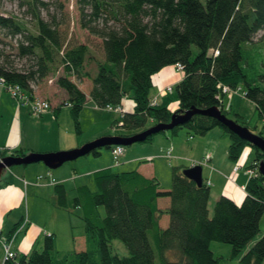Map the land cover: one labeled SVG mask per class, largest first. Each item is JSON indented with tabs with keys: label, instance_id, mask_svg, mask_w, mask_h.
Listing matches in <instances>:
<instances>
[{
	"label": "trees",
	"instance_id": "trees-1",
	"mask_svg": "<svg viewBox=\"0 0 264 264\" xmlns=\"http://www.w3.org/2000/svg\"><path fill=\"white\" fill-rule=\"evenodd\" d=\"M76 5L80 27L100 40L103 58L84 43L68 45L54 18L45 20L35 12L36 30L31 32L15 17L0 15V28L16 37L13 56L23 61L18 66L0 48V78L19 86L32 98L33 85L58 74L55 84L66 94L64 103L70 104L77 135H81L80 112L86 102L78 86L83 80L91 83L89 98L97 107L120 106L124 98L132 101V110L124 111L116 120L124 129L121 136L167 123L174 112L192 107L205 110L216 106L226 115L230 107L224 105L221 86L231 90L242 86L244 97L253 102L258 121L263 124L264 70L253 75L249 72L255 64L254 38L264 28V0H76ZM89 62L93 63L92 69H88ZM177 64L184 73L172 87L178 109L169 111L170 95L151 106L152 76ZM233 120L264 138V125L256 132L248 121ZM215 127L230 138L227 154L232 162H237L247 147L255 153L247 166L255 175L249 178L240 204L220 196L210 216L209 186L205 181L196 185L179 167H173L168 190L161 189L155 178H146L135 170L102 169L93 174L95 191L82 185L68 199L64 185H54L57 208L81 209L83 250H56L54 235L44 234L40 249L32 247L23 254L11 248V258L4 259L0 243V264H220L210 249L212 241L229 244L240 264H261L264 233L251 247L249 243L259 232L264 213V177L257 170L264 154L216 119L199 114L183 126L159 134L175 135L185 128L201 136ZM100 150L91 154L98 156ZM25 154L13 150L9 155ZM3 156L8 155L0 151V158ZM12 180L7 173L0 188ZM161 198L168 199L166 208L158 205ZM163 215L167 216L166 227L160 225ZM8 235L6 239H12L13 234ZM113 239L126 247L128 256L111 252L109 243Z\"/></svg>",
	"mask_w": 264,
	"mask_h": 264
},
{
	"label": "crops",
	"instance_id": "crops-1",
	"mask_svg": "<svg viewBox=\"0 0 264 264\" xmlns=\"http://www.w3.org/2000/svg\"><path fill=\"white\" fill-rule=\"evenodd\" d=\"M183 76V71L177 69L173 65L162 68L152 76L153 87L151 91V98L155 99L157 104H159L165 101V96L170 95V99L167 104L168 109L171 112L177 110L179 103L176 95L172 90L170 92L166 90L167 88H172L175 84L181 81ZM44 80L45 79L33 85V97L30 98L31 100L44 99L49 102L50 109L41 115L33 114L29 103H23L15 100L11 94L0 85V151H5L6 155H9L13 150H22L26 153L58 152L78 148L89 142L87 139H81V136L75 133L73 121L69 111L70 107L69 109L64 108L65 104H63L62 100L63 98L66 99L65 92L59 89L57 85H55V87L50 86L51 82L45 83ZM84 81L87 80L78 82L80 89L81 84ZM86 83L88 84L85 90H81L85 93L86 99L90 101L89 90L91 88V83L89 81ZM60 97L62 99L59 100ZM120 106H122L125 111H131L133 108V103L130 99L124 98ZM95 107L100 108L97 106ZM102 109L105 108L103 107ZM208 133L209 132H207L205 135H201V137L197 139H193V136L189 135V137L186 138V143H184L180 138L169 137L168 132L165 134H156L152 138L151 141L154 142H152L150 146H143L142 148L132 147L128 148L127 150H123L118 164L121 163L120 166H123L124 168H133L128 171L135 170L146 178H155L159 184H162L159 185L161 189L168 190L171 186L170 174L168 172L169 164H164V159L166 158V153L170 151V159H174V167H179L183 170L185 168L195 166L192 165L193 163H196V165H200L202 167V181H205L210 189L208 204L210 203V200L215 202L220 196H226L236 204H240L245 197L244 188L250 178L249 174L246 172V168L248 166V164L245 165L246 159L242 157V153L240 159L237 162H232L229 160L227 149L230 144V138L223 130L222 132H219L220 134L218 135L219 139H221V143H212L210 138L207 137ZM99 136L103 137L109 135H107V133L101 132L96 133L94 138L98 139L100 138ZM189 141L191 143H189ZM137 149L142 151L141 155L136 154ZM102 151L103 150L101 149L98 156L92 155L87 156V158H83L85 160H82V162H79L71 168H62L60 170L54 169L52 173L48 168V170H44L43 167L40 168L38 166L30 168V170L29 168H25L26 170L22 171L23 176L25 171H30V175L34 178L32 181L33 183L31 184H24L23 181H25V178H20L19 175H16L17 177L15 178L11 170H8L7 173L12 175L13 180L10 185H5L0 188V199H5L8 196L11 199L13 194L16 193L18 195L21 193V186L15 182L16 179H20L19 181L24 179L21 181L24 186L32 185L33 187H43L47 190L50 189V191H52L51 198L56 197L54 185L57 183L63 185L64 183L71 184V186L74 188V192L77 187L82 185H86L91 189L90 186H92V178L95 172L107 168L113 170V163L109 157L112 154L110 153L111 151L109 152L110 155L108 152ZM250 151L251 150H247V154H250ZM93 157L100 158L95 160ZM235 166H239L237 171H234ZM78 167H86L87 169L86 171L77 173L79 172ZM203 168L206 169V174H204ZM48 172L50 179L53 180L54 183H52L48 178L49 175L46 177L45 174ZM43 173L46 180L42 182L40 181V183L36 182L37 176H41ZM81 179L86 181L83 183ZM162 179L165 181L164 184L162 183L163 181H161ZM89 181L90 183H86ZM9 201L10 200L8 198V202ZM168 204L169 201L166 198H161L158 200V205L162 208H166ZM0 205H2L1 201ZM15 226L17 227L14 229ZM32 227L38 229L36 226H34L30 215H28L27 219L20 217L14 223L13 227L6 233H4L2 230L4 235H8L9 232L13 230L10 235L13 234L11 248L14 252L18 253L17 250L13 248L15 240L20 234L23 233V231H25L22 244L19 245V249L22 251L19 253H27V248L33 244L35 239L38 237L37 236L34 241H32L37 232ZM44 234L54 235V226L51 225L50 229L44 230ZM28 235L31 237L29 241H27ZM25 241H27V244ZM31 241L32 243H30ZM84 241L85 240H83V247L79 249L73 247L72 249L68 248L62 250L63 252L81 251L85 248Z\"/></svg>",
	"mask_w": 264,
	"mask_h": 264
},
{
	"label": "rangeland",
	"instance_id": "rangeland-1",
	"mask_svg": "<svg viewBox=\"0 0 264 264\" xmlns=\"http://www.w3.org/2000/svg\"><path fill=\"white\" fill-rule=\"evenodd\" d=\"M0 0V15L3 16H13L15 17L19 22L23 23L24 27L31 31L35 32L36 25L35 20L33 17V14L36 12L40 17H42L45 20H51L54 18L56 22L58 23V27L60 31L64 34L66 38V43L68 45H75L78 43H84L88 45L94 53L98 56L103 58L102 50H101V42L97 37L91 36L88 34V32L84 29H82L79 25V15L77 11V5L76 0ZM202 3H205L206 0H200ZM40 2L45 3L44 5L40 4ZM0 38L2 40V43L0 45V48L4 51L7 59L14 60L16 64L19 66L23 61H18L14 58L13 54L15 43H16V37H12L6 33L4 29L0 28ZM254 43H257L254 47V67L251 68L249 75H253L256 73L257 70H264V28L259 31L255 38ZM193 51L196 52L195 47H193ZM93 68V63H88V69ZM61 74V71H59V75ZM58 76V74H55L54 76H50L47 79H45L46 82H51L50 86L55 87V79ZM87 81H84L81 84V89H84L87 87L86 83ZM44 83V82H43ZM49 84V83H48ZM62 99L61 97L59 100ZM63 103L66 99H62ZM223 102L226 108L230 107V111L226 113L228 118L231 119H237L239 122H246L248 121L249 127L253 128L256 127V132H259L262 129L263 124H260L257 118V112L255 110V106L253 102L249 101L244 97L243 94V87L240 86L236 90H232L229 93L225 94L223 98ZM64 105V108H68L70 106ZM96 106V105H95ZM94 106V103L86 99V102L81 109L80 112V127H81V139H87L89 142L95 140L96 133H107V135L116 136L120 135L121 133H124V129L121 127H118L117 121L120 118V114L114 113L113 111H108L106 109L102 108H96ZM70 111V109H69ZM239 117H238V116ZM241 116V117H240ZM179 132V133H178ZM175 135L169 134V137H175L180 138L184 143L187 142L186 138L189 137V135L193 136V139L200 138L201 136L195 135L191 132H189L187 129L182 128L178 131ZM219 132H222V129L220 127H215L209 131L207 134V137L210 138V141L212 143H221V139H219L218 135ZM264 135V132H263ZM161 136V135H160ZM100 137V136H99ZM97 138V137H96ZM156 138H162V137H156ZM159 140V139H155ZM152 142L147 143H135L130 146H123L124 150H127L128 148H142L143 146H150ZM189 143H191L189 141ZM102 152H108L110 155L111 149L103 148ZM247 150H251L250 154H247ZM110 152V153H109ZM137 155H141L142 151L140 149H137L136 151ZM112 155V154H111ZM109 156L113 165H112V171L113 172H123L128 171L133 168H124L121 167L120 164H115L113 157ZM92 156V154L87 155ZM87 156L80 157L73 161H68L64 163L61 167L55 169L60 170L62 168H71L72 166H75L79 162H82V160H85L83 158H87ZM255 153L254 150L251 148H245L243 151V158L246 159V164L249 165L250 162H252V159L254 158ZM91 158V157H89ZM95 160H98L100 157H93ZM169 164V174H170V181H171V172L172 167L175 166L174 159H164V164ZM34 166H38L40 168H44V170H48L47 167H45L42 163H34L29 165H19V166H13L11 167V172L13 173V176L16 178V175H19L20 178H25V181L29 184L33 183L32 181L34 178L30 175V171L23 173V170H26L27 168H34ZM26 168V169H25ZM86 167H78L77 173L86 171ZM51 173L53 170H50ZM204 174H206V169L203 168ZM18 173V174H16ZM46 177L49 175V172L45 174ZM44 173L41 175L43 177L41 182L46 180ZM40 176V175H39ZM38 177V176H37ZM50 179V175L48 176ZM37 179V178H36ZM93 179V178H92ZM20 180V179H19ZM19 180H15L17 184L21 186V193L18 195L15 193L10 197L3 199L1 198L0 201L2 205H0V228L6 233L9 231L14 223L22 217L23 219H27L28 215H30L31 220L33 221L34 226L32 227L34 230H36V234L34 238L32 239L33 244H31L27 248V253L32 249V247H35L37 249H40L42 245V239L44 230L50 229L51 225L54 226V237H55V248L56 250H59L63 252L62 249H72L73 247L76 249H79L83 247V240H84V228H83V221L81 219V209L80 208H73L72 210L68 211L65 209L57 208L56 206V197L51 198V192L50 189H45L43 187H33L32 185L24 186V179H21L23 183ZM82 180V179H81ZM51 181V179H50ZM86 180H82L84 183ZM91 181V180H90ZM86 182V183H90ZM163 181V179L161 180ZM91 190L95 191L96 186L94 183V179L92 181ZM163 184L165 181L162 182ZM159 185H162L161 183ZM171 185V184H170ZM65 189L67 193V198L71 199L74 195V188L71 186V184H65ZM171 187V186H170ZM52 188V187H51ZM170 189V188H169ZM54 196V195H53ZM9 198V202H8ZM214 201L210 200V203L208 204V210L209 215L212 216L213 208H214ZM9 205V206H7ZM100 212L102 215H105V211L103 208H100ZM161 227H166L167 225V216L163 215L160 221ZM264 233V213L261 216V219L259 221V232L255 236L254 240L249 243V247H251L256 240H258ZM25 231H23L22 234H20L17 239L15 240L13 244V248L17 250V252H21L19 249V245L22 244V239L25 236ZM24 235V236H23ZM27 236V235H26ZM30 235L27 237V241L30 240ZM27 241L26 244H27ZM32 241L30 243H32ZM34 245V246H33ZM110 250L113 254H117L119 257H125L128 256V250L126 247L117 239L111 240L109 243ZM85 246V241H84ZM24 248V246H23ZM25 249V248H24ZM210 249L212 250L215 257H218L220 264H240L239 263V257H234L231 254V246L227 243H222L218 241H212L210 243ZM171 256V254H169ZM171 258H175V256H171ZM158 259H156L157 261ZM261 264H264V260Z\"/></svg>",
	"mask_w": 264,
	"mask_h": 264
},
{
	"label": "water",
	"instance_id": "water-1",
	"mask_svg": "<svg viewBox=\"0 0 264 264\" xmlns=\"http://www.w3.org/2000/svg\"><path fill=\"white\" fill-rule=\"evenodd\" d=\"M199 114L216 119L222 126L226 127L230 132L236 134L242 140L247 141L249 144L258 148L262 154H264V138L255 134L249 130L246 126H243L231 118H228L225 114L221 113L218 107L214 106L205 110H199L194 107L176 113L174 112L169 122L157 123L143 131L134 133L130 136H103L82 146L70 150L51 152V153H36L28 152L24 156H3L0 158V181L7 174V171L13 166L29 165L34 163H42L50 170H54L62 166L68 161L76 160L80 157L87 156L92 153L93 150L107 148L111 146H130L135 143H143L151 135H156L161 132L170 131L175 127L183 126L186 124L192 116ZM258 172L264 177V158L259 161ZM184 176L191 179L196 185L202 184V167L195 165L182 170Z\"/></svg>",
	"mask_w": 264,
	"mask_h": 264
},
{
	"label": "built area",
	"instance_id": "built-area-1",
	"mask_svg": "<svg viewBox=\"0 0 264 264\" xmlns=\"http://www.w3.org/2000/svg\"><path fill=\"white\" fill-rule=\"evenodd\" d=\"M217 53V52H215ZM175 67L179 70L182 69V66L180 64H177L175 65ZM0 85L3 86L10 94L11 96L19 101V102H23V103H29L31 108H32V112L33 114L35 115H41L42 113L46 112L47 110L50 109V104L48 101L44 100V99H34V100H31L29 96H27L23 91L22 89L17 86V85H10V84H7L5 82V80L3 78H0ZM172 88H167L166 91H171ZM230 91H232L229 87L227 86H221V94H227L229 93ZM157 102L155 99H152L151 102H150V105L153 106V105H156ZM65 105H68L70 106V104H66ZM105 109H107L108 111H113V112H116L118 114H120V116L124 113V108L122 106H111V105H107L104 107ZM122 123H118V125H121ZM263 125H264V121H263ZM123 146H114L112 149H111V153H112V157H113V160L115 162V164H118L119 162V158L120 156L122 155L123 153ZM167 159H170L171 158V152L168 151L166 153V156H165ZM207 159V158H206ZM200 164V163H199ZM192 165H196V163H193ZM239 169V166H235L234 167V171H237ZM246 172L247 174H249V176H254L255 175V171L253 169H246ZM43 177L42 176H38L37 179H36V182H39L40 183V180H42ZM52 183L53 180H51ZM24 184H27L26 181H24ZM38 184V183H37ZM11 242H12V239L10 240H7L6 239V236H4L2 234V230L0 228V243H1V247L3 249V254H4V259L6 258H11L14 256V252L11 250Z\"/></svg>",
	"mask_w": 264,
	"mask_h": 264
}]
</instances>
